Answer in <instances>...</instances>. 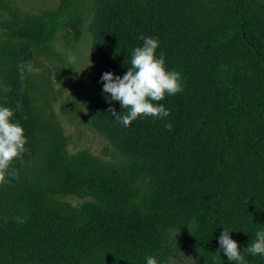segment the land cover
<instances>
[{
    "label": "trees",
    "instance_id": "1",
    "mask_svg": "<svg viewBox=\"0 0 264 264\" xmlns=\"http://www.w3.org/2000/svg\"><path fill=\"white\" fill-rule=\"evenodd\" d=\"M15 26L4 35L35 48L52 33L43 14ZM89 30L88 115L115 160L67 154L37 117L24 57L0 47V106L20 102L28 141L16 177L0 185V264H164L180 248L200 264H236L220 250L223 230L243 253L264 229V0H95ZM141 36L159 40L184 91L160 102L169 117L125 128L101 77L126 74Z\"/></svg>",
    "mask_w": 264,
    "mask_h": 264
},
{
    "label": "rangeland",
    "instance_id": "2",
    "mask_svg": "<svg viewBox=\"0 0 264 264\" xmlns=\"http://www.w3.org/2000/svg\"><path fill=\"white\" fill-rule=\"evenodd\" d=\"M95 0H1L0 47L20 51L28 71V93L42 126H52L67 154L83 150L104 160H115L111 146L93 128L88 106L95 87L92 35L89 24ZM47 16L52 33L42 48L4 35L29 16ZM7 48H5L6 50ZM75 57L69 64L68 56ZM38 68V73L30 69ZM72 205L80 200L64 197ZM164 264H200L198 254L180 248Z\"/></svg>",
    "mask_w": 264,
    "mask_h": 264
},
{
    "label": "clouds",
    "instance_id": "3",
    "mask_svg": "<svg viewBox=\"0 0 264 264\" xmlns=\"http://www.w3.org/2000/svg\"><path fill=\"white\" fill-rule=\"evenodd\" d=\"M140 39L143 44L132 51L130 67L122 78L114 76L111 72H105L101 77L103 92L110 94V103L118 102L123 109L122 114H117L115 108H109L108 111L115 121L125 128L137 119L151 118L155 121L169 117L170 111L160 102L168 96H176L184 91L181 74L167 67L163 53L157 55L159 40L145 36H141ZM68 62L74 63L75 57L69 54ZM24 67L23 64L19 65L21 73ZM30 70L34 73L40 71L38 68ZM21 107L20 102L17 103L15 110L0 106V185L10 183V180L16 177L13 165L17 161L23 163L24 155L28 151L25 131L15 119V112ZM165 128L171 131L172 124H166ZM219 245L229 262L248 264L244 253L264 257V229L256 231L254 239L243 253L226 228L219 237ZM146 264L158 262L155 257L149 256L146 257Z\"/></svg>",
    "mask_w": 264,
    "mask_h": 264
}]
</instances>
